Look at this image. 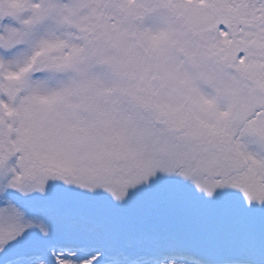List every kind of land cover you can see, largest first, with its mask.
I'll use <instances>...</instances> for the list:
<instances>
[{"label":"snow or ice","instance_id":"snow-or-ice-1","mask_svg":"<svg viewBox=\"0 0 264 264\" xmlns=\"http://www.w3.org/2000/svg\"><path fill=\"white\" fill-rule=\"evenodd\" d=\"M0 264H264V0H0Z\"/></svg>","mask_w":264,"mask_h":264}]
</instances>
